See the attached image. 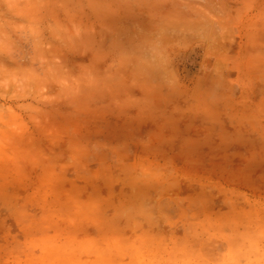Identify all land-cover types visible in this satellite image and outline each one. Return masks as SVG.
Wrapping results in <instances>:
<instances>
[{"label":"rangeland","instance_id":"rangeland-1","mask_svg":"<svg viewBox=\"0 0 264 264\" xmlns=\"http://www.w3.org/2000/svg\"><path fill=\"white\" fill-rule=\"evenodd\" d=\"M0 264H264V0H0Z\"/></svg>","mask_w":264,"mask_h":264}]
</instances>
